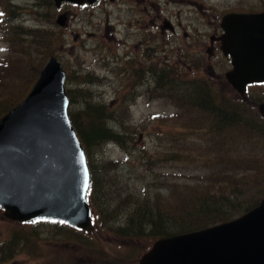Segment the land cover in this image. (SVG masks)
Segmentation results:
<instances>
[{"label":"trees","instance_id":"16d2710c","mask_svg":"<svg viewBox=\"0 0 264 264\" xmlns=\"http://www.w3.org/2000/svg\"><path fill=\"white\" fill-rule=\"evenodd\" d=\"M51 3L52 0L49 2L52 8L54 2ZM5 13L0 11V32L8 35L6 41L11 49L13 44L17 49L22 48L25 65L33 58L32 80L36 82L44 60L55 53L56 40L51 35L34 36V40L22 38L31 36L23 26L5 30L2 25L10 20L4 18ZM13 13L10 12L9 17ZM42 48L47 51L43 55ZM196 53L193 58L189 54L181 55L184 63L202 65L194 57H200L203 51ZM36 59H41L39 64ZM4 67L5 63L0 72ZM179 67V63L165 64L162 70H153L144 86L154 90L151 92L158 98H170L171 106H176L186 121L180 130L193 133L183 134L182 138L176 132L159 134V137L170 136L169 148L158 152L157 157H149L146 148L147 153L137 162L133 155L134 152L140 154L141 148L134 143L139 136L137 126L134 128L128 116L131 109L128 94L109 105L90 101L83 105V110L75 111L73 106L78 100L67 87L69 115L85 150L91 174L88 201L95 230L89 233L55 220L19 222L21 228L13 229L11 237L0 246V264L10 261L27 245L32 247L43 236L53 237L58 244L90 249L91 254L102 252L107 241L102 236L127 243L145 241L150 249L156 240L234 220L259 204L264 198V119L225 80L219 88L221 84L210 76H185L182 75L184 69L179 70ZM71 77L69 73L68 81ZM0 88L2 96L4 89L1 85ZM19 95L13 101L0 100V118L28 94L21 90ZM129 124L131 130L127 128ZM109 145L120 148L124 158L113 161L102 155ZM167 162L183 164L179 170L183 181L170 180L176 177L166 175L159 181L148 179L141 189L134 187L135 178L141 176L138 173L141 166ZM129 256V252L116 255L111 262L118 264Z\"/></svg>","mask_w":264,"mask_h":264},{"label":"rangeland","instance_id":"374dc122","mask_svg":"<svg viewBox=\"0 0 264 264\" xmlns=\"http://www.w3.org/2000/svg\"><path fill=\"white\" fill-rule=\"evenodd\" d=\"M49 2L0 0V11L4 10V18L10 19L4 22L3 28L13 30L23 26L31 36L22 38L34 40V36L51 35L56 40L52 56H57L72 76L67 87L78 100L73 106L75 111L83 110V105L90 101L109 105L128 94L131 99L128 116L134 128L137 126L136 133L139 136V140L135 138L134 143H138L137 146L141 148L140 154L134 152L135 162L147 150L149 157H157L158 152L169 148L170 136L159 137V134L176 132L182 138L183 134L190 136L189 133H193L180 130L186 121L182 117L183 113H179L176 106H171L170 98H158L151 92L154 90L144 86L150 73L162 70L165 64L172 66L179 63V70L184 69L182 75L210 76L222 88V79L229 67L217 44L211 50L210 36L215 34L218 22L227 12L264 11V0H98L93 6L64 4L60 10L53 0L52 8L49 7ZM10 12H14L12 17H9ZM62 12H68L71 16V20L67 18L68 26L65 28L57 24V16ZM158 16H161V20L171 19L176 26L175 35L168 29L166 33H161L162 21ZM6 36L0 32V67L5 63L0 72V85L4 89L0 96L1 102L17 99L21 90L28 94L35 83L32 80L35 68L33 65L31 68L33 58L25 65L22 48L17 49L13 44L11 49ZM196 51H203L200 57H194L202 65L192 62L193 68L191 63H184L181 55L189 54L193 58ZM45 52V48H42L41 55ZM50 57L44 60L40 71ZM36 60L39 64L41 59ZM249 96L264 100V85L251 89ZM192 121L197 122L196 119ZM127 128L131 130V125ZM105 151L102 155L113 161L125 156L116 145H109ZM183 167L181 163L168 162L141 166L138 169L141 176L135 178L134 187L141 189L148 179L159 181L166 175L176 177L170 180L183 181V175L179 172ZM15 228H21L19 222L6 220L0 210V246L11 237V231ZM102 238L107 239L102 252L91 254L90 249L86 251L58 244L50 236L39 237L32 247L27 245L19 250L5 264H112L114 256L126 252L130 255L128 260L118 264H138L143 253L149 249L145 241L127 243L109 236Z\"/></svg>","mask_w":264,"mask_h":264},{"label":"water","instance_id":"95a60500","mask_svg":"<svg viewBox=\"0 0 264 264\" xmlns=\"http://www.w3.org/2000/svg\"><path fill=\"white\" fill-rule=\"evenodd\" d=\"M53 1L60 8L97 0ZM67 18L63 13L57 23L65 26ZM221 27V50L233 66L226 79L247 100V86L264 82V12L226 14ZM66 80L51 57L28 96L0 118V208L10 221L57 220L93 232L90 170ZM256 106L264 118V102ZM139 264H264V198L232 221L156 240Z\"/></svg>","mask_w":264,"mask_h":264},{"label":"flooded vegetation","instance_id":"af4514ba","mask_svg":"<svg viewBox=\"0 0 264 264\" xmlns=\"http://www.w3.org/2000/svg\"><path fill=\"white\" fill-rule=\"evenodd\" d=\"M113 1V0H112ZM115 1V0H114ZM263 12V11H262ZM158 19L161 20V16H158ZM162 21V26L160 27V31L162 34L166 33V29L170 30V32L175 35L176 34V26L175 24L171 21V19L169 18H164ZM223 34V30L221 25H218L216 27L215 30V34L210 36V43H211V50L213 51L215 49V45H218V49L219 51H221V42H220V37ZM187 35V33L185 34ZM211 50H209V52H211ZM222 53V52H221ZM225 60L227 61V66L229 67V69L226 71V73L228 71H230L232 69V64H231V59L229 57H225Z\"/></svg>","mask_w":264,"mask_h":264},{"label":"snow or ice","instance_id":"6c2138e0","mask_svg":"<svg viewBox=\"0 0 264 264\" xmlns=\"http://www.w3.org/2000/svg\"><path fill=\"white\" fill-rule=\"evenodd\" d=\"M85 187H87V179L85 178ZM63 223V221H61Z\"/></svg>","mask_w":264,"mask_h":264}]
</instances>
